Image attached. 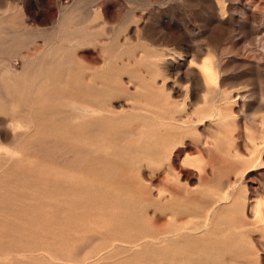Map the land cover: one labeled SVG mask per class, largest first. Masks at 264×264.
Masks as SVG:
<instances>
[{"label":"rangeland","instance_id":"obj_1","mask_svg":"<svg viewBox=\"0 0 264 264\" xmlns=\"http://www.w3.org/2000/svg\"><path fill=\"white\" fill-rule=\"evenodd\" d=\"M0 264H264V0H0Z\"/></svg>","mask_w":264,"mask_h":264},{"label":"bare ground","instance_id":"obj_2","mask_svg":"<svg viewBox=\"0 0 264 264\" xmlns=\"http://www.w3.org/2000/svg\"><path fill=\"white\" fill-rule=\"evenodd\" d=\"M203 64V63H202ZM202 74H203V77L205 78V80H208V81H216V79H217V74L215 73V69H214V66L212 65V63H205V64H203V67H202ZM193 75H194V73H193ZM202 80V79H201ZM207 81V83L209 84V82ZM207 84V85H208ZM217 84V83H216ZM211 87V86H210ZM218 88V87H217ZM221 91V90H220ZM205 100L207 101V98H205ZM209 101H210V99H209ZM209 101H207V102H209ZM206 103V102H205ZM210 103H211V101H210ZM208 106V105H207ZM210 107V106H209ZM208 107V108H209ZM215 107V106H214ZM204 109V108H203ZM214 110H216V109H214ZM213 110V111H214ZM204 112H206L205 111V109L203 110ZM202 111V112H203ZM220 111V110H219ZM217 112V111H216ZM215 112V113H216ZM220 113H221V111H220ZM87 114V113H86ZM212 114V113H211ZM222 114V113H221ZM220 115V114H219ZM218 115V116H219ZM223 115V114H222ZM224 118V117H223ZM220 119H221V116H220ZM164 126V125H163Z\"/></svg>","mask_w":264,"mask_h":264}]
</instances>
